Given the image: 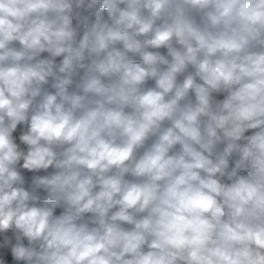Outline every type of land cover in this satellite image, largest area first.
Instances as JSON below:
<instances>
[{
    "label": "clouds",
    "instance_id": "1",
    "mask_svg": "<svg viewBox=\"0 0 264 264\" xmlns=\"http://www.w3.org/2000/svg\"><path fill=\"white\" fill-rule=\"evenodd\" d=\"M0 264H264V0H0Z\"/></svg>",
    "mask_w": 264,
    "mask_h": 264
}]
</instances>
